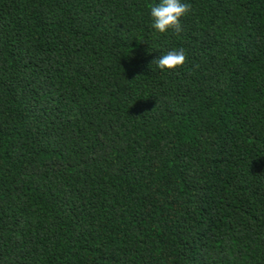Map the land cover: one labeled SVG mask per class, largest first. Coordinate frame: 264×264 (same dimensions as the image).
Wrapping results in <instances>:
<instances>
[{"label":"trees","instance_id":"trees-1","mask_svg":"<svg viewBox=\"0 0 264 264\" xmlns=\"http://www.w3.org/2000/svg\"><path fill=\"white\" fill-rule=\"evenodd\" d=\"M0 264H264V0H0Z\"/></svg>","mask_w":264,"mask_h":264}]
</instances>
